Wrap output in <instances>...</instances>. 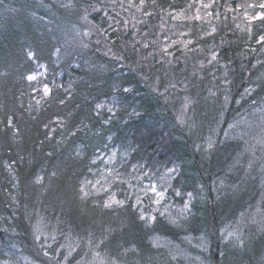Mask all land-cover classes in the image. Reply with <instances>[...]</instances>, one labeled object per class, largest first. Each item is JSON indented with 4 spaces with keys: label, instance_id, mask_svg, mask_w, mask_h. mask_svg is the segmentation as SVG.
I'll return each instance as SVG.
<instances>
[{
    "label": "trees",
    "instance_id": "1",
    "mask_svg": "<svg viewBox=\"0 0 264 264\" xmlns=\"http://www.w3.org/2000/svg\"><path fill=\"white\" fill-rule=\"evenodd\" d=\"M199 1L0 0V262H20L40 219L60 239L102 236L123 264H180L150 246L177 238L164 219L149 226L132 199L105 208L82 194L85 181L122 173L107 178L121 195L133 170L174 164L197 194L182 231L211 239L212 264H264V230L243 227L248 256L228 263L219 238L241 214L264 216L261 153L241 133L225 137L237 113L252 118L249 140L264 132V0H215L225 20L214 30ZM247 7L257 19L240 27Z\"/></svg>",
    "mask_w": 264,
    "mask_h": 264
},
{
    "label": "rangeland",
    "instance_id": "2",
    "mask_svg": "<svg viewBox=\"0 0 264 264\" xmlns=\"http://www.w3.org/2000/svg\"><path fill=\"white\" fill-rule=\"evenodd\" d=\"M203 3L209 11L208 13H210H207L205 18H210L211 22L209 23V27L214 29L217 27L216 21L219 22L220 18L224 16L223 12L219 9L216 11L211 9L215 0H201L199 1L200 5L198 4V8ZM139 6L140 5H135V17L139 16L142 10ZM262 6H264V3ZM132 9H134V7ZM244 10L245 11L240 14L237 13V16H235L236 23L240 25V27L250 26L251 23L257 19V15L253 16L251 14L250 7ZM178 11L175 12V18H180L182 16V13ZM200 13V11L197 12V14ZM259 14L262 16L264 13ZM209 15H211V17ZM240 16L245 20L240 19ZM222 19L225 20V17ZM186 86L187 85H184L183 87L186 88ZM192 103L193 101L189 97L183 99V105L178 120L181 124L190 113ZM256 114L259 115L258 118L263 127L262 131H264V105H262V109H259ZM249 118H251L249 115L237 113L234 118L230 120V123L227 124L225 137L229 135L228 133H230L231 129L237 134L241 133V139L244 141L245 146H247V148L251 147L250 149L253 151H259L262 156V163L264 164V132L259 134L258 138L252 135L254 141L249 140L248 131L250 123L252 124L251 121L247 122ZM252 133L254 134L253 128ZM232 136L235 137L234 135ZM113 159L114 157H111V159L107 160L110 162L113 161ZM133 171L136 173V177L134 176V178H132L133 180L135 179V182L129 185L127 190L122 191L121 195L117 190L111 189V183L115 180H123L124 177L122 173H111L109 175H112V177H105V180L101 178L91 179L89 181L91 183L83 184L82 194L84 191H87L89 195L86 197H93L96 201H102L105 208L124 207L126 206L127 200L132 199L134 209L137 211L140 220L145 221L149 226H154L157 220L164 219L179 232L177 238L156 234L155 237L150 240V246L155 251L158 250L159 254L163 253L166 258L169 257L180 264H212L210 259L211 239L203 232L196 229L190 231L189 234L182 231L185 224L192 217L194 212L193 205L197 200V194L191 188H183L181 186V180L180 184H178L181 174L180 168L172 164L168 167L158 168L157 173L152 172L151 168H147L146 166L138 173L136 172L137 170ZM109 172H111V170ZM107 178L112 179V181H107ZM97 181H99L98 184L96 183ZM220 183L222 186L223 182ZM153 187L156 189L155 192L151 190ZM112 188L115 189L114 187ZM97 189H100V191H97ZM113 193L117 201H123L124 203L117 204L113 201L111 202V206L106 207L105 204L110 201V197ZM157 193H163V196L160 197ZM189 193H191V197L188 195ZM157 201L159 202L157 203ZM258 211L252 214L249 213V216L241 214L238 217V221L233 223L228 222L221 230L219 229L220 243L230 241L229 248L223 253V256L226 254L225 263L229 262L230 257L234 260L237 259V252H239V250L247 254L245 250L246 239H244L245 234L243 232V227L250 228L253 226L258 230H264V216ZM152 217H155V219H152ZM43 224L44 221L40 219L34 222L32 239L26 242V247L24 246L27 254L23 255L20 262L15 264H123L117 259L112 258L107 252L102 251V245L105 243L102 236H99L101 239L97 243L92 240H90V242L89 240L84 241L80 235H68L64 237V239H60L59 235L56 234L54 230L45 228ZM22 248L21 246V249ZM158 253H156V255ZM0 264H13V261L4 260L0 262ZM138 264L142 263L138 262Z\"/></svg>",
    "mask_w": 264,
    "mask_h": 264
},
{
    "label": "snow or ice",
    "instance_id": "3",
    "mask_svg": "<svg viewBox=\"0 0 264 264\" xmlns=\"http://www.w3.org/2000/svg\"><path fill=\"white\" fill-rule=\"evenodd\" d=\"M143 3H144V0H141V4H143ZM213 30H214V29H213ZM213 58H215V56H213ZM34 78H35V77H33V76H29V77H28V79H34ZM44 91H45V93H47V92L49 91V89L47 88L46 85H45ZM98 107H102V105H98ZM89 183H91V182H89V181H85V184H89ZM96 183L98 184L99 181H97ZM151 190H152L153 192L156 191L155 187H153ZM82 191H83V187H82ZM97 191H100V189H97ZM177 194H179V193H177ZM83 195L86 197V196L89 195V193H88L87 191H84V192H83ZM157 195L160 196V197H162V196H163V193H157ZM188 195L191 197V193H189ZM113 201H114L115 203H117V204H123V203H124L123 201H117V200L115 199V194L113 193V194L111 195V197H110V201L107 202V203L105 204V206H106V207L111 206V202H113ZM158 202H159V201H157V203H158ZM152 219H155V217H152Z\"/></svg>",
    "mask_w": 264,
    "mask_h": 264
}]
</instances>
